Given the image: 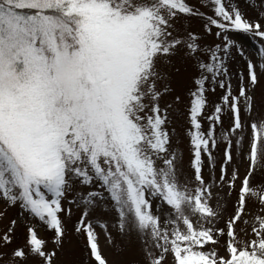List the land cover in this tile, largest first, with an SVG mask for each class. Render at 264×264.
I'll return each mask as SVG.
<instances>
[{
  "label": "snow or ice",
  "instance_id": "obj_1",
  "mask_svg": "<svg viewBox=\"0 0 264 264\" xmlns=\"http://www.w3.org/2000/svg\"><path fill=\"white\" fill-rule=\"evenodd\" d=\"M240 3L0 0V201L38 219L53 245L26 224L24 244L4 251L16 238L13 219L0 232V264H57L70 235L82 238L94 264H108L97 228L121 257L117 264H264V43L235 86L228 64L232 49L245 55L230 33L264 41V0H243L255 20ZM181 17L200 18L203 34L219 43H202ZM175 57L195 70L190 86H173L166 69ZM217 89L222 95L205 115ZM176 119L187 125V170L168 128ZM249 200L258 214L245 241L237 225L248 235ZM72 206L81 215L69 229ZM110 226L120 240L136 236L140 259L116 243Z\"/></svg>",
  "mask_w": 264,
  "mask_h": 264
},
{
  "label": "rangeland",
  "instance_id": "obj_2",
  "mask_svg": "<svg viewBox=\"0 0 264 264\" xmlns=\"http://www.w3.org/2000/svg\"><path fill=\"white\" fill-rule=\"evenodd\" d=\"M187 2L190 5H196L199 7V0H187ZM240 8L244 11V14L246 18L249 20H255L257 19V13L256 11L252 10L251 8L247 7L243 3V0H241ZM199 10L201 12L207 13L209 16L213 15L210 7H200ZM181 20L184 21V18L181 17ZM262 24H264V19L260 20ZM188 29L190 31L203 34V21L200 18L192 17L186 21ZM183 31V29H181ZM216 29L213 28V32H215ZM230 38L237 41L240 45L243 46L244 49V58H241L239 55H235L236 49H232V52L234 54V59L228 62L230 71L233 73L232 76V83L235 86L236 84V73H243L244 75H247L246 72V61L251 59L253 61L258 60V49L261 45V43H264V41H261L259 38H250L247 34L240 33V32H232L229 34ZM219 43V40L211 35H204V40L202 43ZM205 59H207L205 57ZM174 60V66L173 68L166 69V71L170 72L173 78V86H190V79L193 75H195V70L191 67L190 62L185 64L181 61L179 57L173 58ZM175 68H179L180 71L177 73L175 72ZM262 85H264V77H262ZM260 89H257V92L259 93ZM222 95V91L220 89L216 90L215 94H209V106L206 109L205 115L211 114L212 112V103L218 102L219 96ZM171 96H165L164 101H171ZM164 101L161 102V105L163 107ZM183 103H188V97L186 95L183 96ZM202 124L205 130L208 128V122L207 120H202ZM187 125L184 121V119H176L173 120L171 124L168 125L169 131L171 132L173 129H175V132L172 135V141H173V147L176 149L177 152H183V162L185 170L189 167V161H190V155H189V147H188V137L185 135V129ZM214 155L217 157V172L216 175H219V158H220V152L215 151ZM229 171H231V167L229 168ZM191 174V173H190ZM244 174L243 167H241L240 175L241 177ZM204 176L207 179L208 177V166H207V160H205V167H204ZM239 188V183H237V189ZM84 192H87L88 189L84 188ZM72 197L69 196V199ZM236 199V194L233 193L231 199L228 201L227 210L225 213V218L233 214L234 208H233V201ZM213 205H215V201L212 202ZM70 205L67 204V202L64 203V207L67 208ZM0 211L4 212V215L0 216V232H3L8 228L10 225V222L15 219L17 220V225L15 228V240L12 245H10L8 248L4 249V251L8 252L11 251L12 248H15L17 245H23L25 242V237L27 235V227L26 224L36 227L38 235L42 239L48 240L47 248L50 250L53 245L51 244V236L52 233L49 232L46 227L39 222L38 219H28L27 214L21 215V211L18 206H10L6 207L5 203L3 201H0ZM72 212L73 215L71 219L67 222L69 229H71L72 224H74L80 217L81 212L80 209L76 206H72ZM258 214V210L254 206V202L252 200H249L247 207H246V214L243 219L248 220L250 224L247 226V232L248 235H245L244 232H241L240 229L245 227V225L241 222L237 225V232L239 233V239L241 240H250L252 238L251 236V221L253 220V217ZM96 215V213H94ZM110 219V218H109ZM218 227H224L223 222L217 225ZM109 231L113 233V236L116 237V229L113 227H109ZM97 232L99 233V244L102 251V255L108 260V264H117V262L121 259V257L116 255V251L113 248L112 245H110L107 240L105 239L104 232L97 228ZM70 240L71 243H68L67 241ZM82 238L77 239L74 235H70L66 238L65 243V251L63 253H60L57 259V264H61V262H64V264H69V262H79L83 261L84 264H94L88 256L85 254L84 249L82 248ZM223 239H221V244H223ZM116 243L123 244L131 253V258L134 259H140V244L136 238L135 235H133L131 238H126V240H120L119 237H116ZM212 246L208 245L205 247L204 251H208ZM219 254L221 256L226 255L224 248L220 247L218 249ZM124 259L130 258L127 254L123 257ZM171 257L169 256L167 258L168 261H171ZM27 264H31V261H28ZM167 264V261H166Z\"/></svg>",
  "mask_w": 264,
  "mask_h": 264
}]
</instances>
